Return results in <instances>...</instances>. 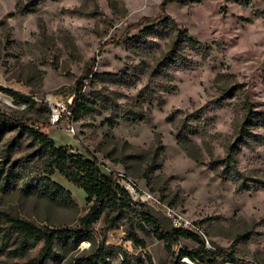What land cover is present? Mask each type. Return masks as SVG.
<instances>
[{
	"label": "rangeland",
	"instance_id": "374dc122",
	"mask_svg": "<svg viewBox=\"0 0 264 264\" xmlns=\"http://www.w3.org/2000/svg\"><path fill=\"white\" fill-rule=\"evenodd\" d=\"M162 1L0 0V110L35 122L72 152H91L104 171L131 182V220L146 242L126 239L121 225L102 244L104 214L92 227L94 244L59 238L46 264H84L88 256L97 264H172L173 252L204 237L186 230L196 236L183 232L169 250L139 225L143 210L174 227L167 208L204 232L207 264H264V0L171 1L165 12ZM161 15L170 21L153 25ZM87 73L81 114L57 125L45 101L24 105L4 91L66 102ZM15 134L0 140V167ZM21 142L13 158L30 140ZM229 153L244 178L226 166ZM51 177L70 193L23 191L25 176L0 189V210L51 229L79 228L90 205L85 191L58 171ZM4 232L0 264L40 252L42 240Z\"/></svg>",
	"mask_w": 264,
	"mask_h": 264
},
{
	"label": "trees",
	"instance_id": "16d2710c",
	"mask_svg": "<svg viewBox=\"0 0 264 264\" xmlns=\"http://www.w3.org/2000/svg\"><path fill=\"white\" fill-rule=\"evenodd\" d=\"M171 1H179L186 3L188 0H163L161 8L165 12L166 6ZM162 15L151 18L153 25L169 22V17L161 19ZM145 19H149L146 17ZM161 19V20H160ZM175 25V22L171 20ZM187 33V30L184 31ZM186 39L194 44L196 41L186 35ZM177 39L174 41L171 49L166 52V60L172 59L177 52ZM88 73L77 79V91L74 95L70 108L73 116L79 117L83 110V87ZM7 94L13 96L18 103L27 104L30 101H36L32 96L17 92L12 89H5ZM249 114V113H248ZM259 114L258 112L254 113ZM248 115L247 118L249 120ZM258 118H261L259 115ZM247 121V120H246ZM16 131V134L6 143L4 167H0V189L3 191H11L18 187L16 182L26 178L21 188L23 191H34L39 195L54 197V190H60L67 194L70 190H66L61 184L52 179V175L58 171L70 183L82 188L86 193V199L90 202L87 212L81 217L79 228H63L51 229L47 226H39L34 222L24 219L12 213L0 210V238L5 237L4 229L18 233L20 236L30 240H42L43 245L40 252L25 262H17L12 264H46L52 254L57 239L62 237H76V242L81 239H92L91 231L94 223L98 221L104 214L107 215L105 226L102 228L103 240L105 243L107 232L110 229L118 228L121 225L125 226V238L133 241L138 246H145V239L142 238L134 228L132 218L133 199L131 194L121 185L119 173L112 171L106 172L101 168L97 157L91 152H72L66 146L57 145L52 137L46 132H43L38 126L35 127V122L31 120L19 121L5 112L0 110V140L7 132ZM30 140L25 144L27 150L19 158H13L14 154L21 149L23 138ZM2 157V156H1ZM1 161V160H0ZM226 166L232 164L233 170L240 177H245L237 170L235 158L229 153L226 158ZM19 168H16V167ZM30 174V175H28ZM31 176V177H30ZM250 187L246 180H241L240 188L248 189ZM140 224L142 229L146 226L151 227V231L155 236L163 240L166 247L172 250L174 244H179L183 232H192L175 228L166 225L160 219L150 214L148 211H139ZM2 233V234H1ZM2 235V236H1ZM196 236V234H193ZM1 241V240H0ZM207 249L205 241L201 239L200 245L197 248L190 249L183 246L178 254L173 252L172 264H191L182 261V258L187 257L194 264H207L211 261L207 259ZM97 255V254H96ZM98 257V256H97ZM97 257H86L84 264H97Z\"/></svg>",
	"mask_w": 264,
	"mask_h": 264
},
{
	"label": "built area",
	"instance_id": "2783aa9c",
	"mask_svg": "<svg viewBox=\"0 0 264 264\" xmlns=\"http://www.w3.org/2000/svg\"><path fill=\"white\" fill-rule=\"evenodd\" d=\"M74 94H72L69 99L65 102L60 99H52V98H45L38 99L36 96H32V98L36 101L41 100L45 101L49 105L50 109V123L52 125H57L61 119L65 116L67 118H71L73 116V112L70 108V104L73 101ZM70 132L74 133V127H69ZM119 181L121 185L131 194L135 192V188L133 184L129 181H126L123 177L119 178ZM149 196H145V199H148ZM167 215L171 217L174 223L175 228H180L183 230H193L195 233H198L201 237H204L203 240L205 241V244H208V240L204 234V232L201 230L199 226H196L192 222H190L188 219L184 218L181 214L176 213L171 208H167Z\"/></svg>",
	"mask_w": 264,
	"mask_h": 264
},
{
	"label": "crops",
	"instance_id": "0c3cea01",
	"mask_svg": "<svg viewBox=\"0 0 264 264\" xmlns=\"http://www.w3.org/2000/svg\"><path fill=\"white\" fill-rule=\"evenodd\" d=\"M62 145V144H61Z\"/></svg>",
	"mask_w": 264,
	"mask_h": 264
}]
</instances>
